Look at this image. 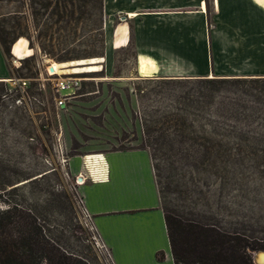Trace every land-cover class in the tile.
<instances>
[{"label": "rangeland", "instance_id": "obj_1", "mask_svg": "<svg viewBox=\"0 0 264 264\" xmlns=\"http://www.w3.org/2000/svg\"><path fill=\"white\" fill-rule=\"evenodd\" d=\"M23 1L0 0V14L18 10L31 19L40 6ZM100 15L91 0L77 27L81 40L72 51L92 54L75 59L104 55ZM95 26L102 37L92 34ZM30 29H35L31 21ZM12 45L7 54L2 51L0 208L7 199L30 209L62 251L87 264H108L84 223L78 176L69 172L68 161L144 148L150 152L162 209L245 235L254 245L248 249L253 264L252 253L264 249L263 79H133L134 51L128 46L114 49L99 71L78 73L81 87L57 106L46 70L51 62L74 59L58 60L62 51L42 52L37 46L16 57ZM18 79L26 81L23 88ZM196 144L201 153L209 151L198 160L185 150Z\"/></svg>", "mask_w": 264, "mask_h": 264}, {"label": "crops", "instance_id": "obj_2", "mask_svg": "<svg viewBox=\"0 0 264 264\" xmlns=\"http://www.w3.org/2000/svg\"><path fill=\"white\" fill-rule=\"evenodd\" d=\"M102 13V57L130 46L133 79L264 78V0H102ZM140 57L147 77L137 72ZM5 74L0 46V81ZM68 169L82 177V207L114 264H174L147 149L72 156Z\"/></svg>", "mask_w": 264, "mask_h": 264}, {"label": "trees", "instance_id": "obj_3", "mask_svg": "<svg viewBox=\"0 0 264 264\" xmlns=\"http://www.w3.org/2000/svg\"><path fill=\"white\" fill-rule=\"evenodd\" d=\"M24 4L23 0H18ZM40 9L29 19L18 10L0 14V46L4 54L9 52L12 43L19 37L28 40V46H37L40 51H62L55 58L69 60L91 55L88 52L77 54L73 44L81 39L76 31L83 22L86 5L91 0H33ZM102 16V0H95ZM24 7V6H23ZM50 11V14L46 12ZM76 12L78 14H76ZM30 21L34 31L30 29ZM96 21H100L99 18ZM40 28V29H39ZM42 28V29H41ZM74 29L71 33H58L59 30ZM94 36L103 35L100 26L92 28ZM71 46V47H70ZM264 78H210L208 80L258 81ZM197 145V144H196ZM202 146V145H201ZM190 157L198 160L208 154L201 153L197 146H188ZM40 176H43L40 175ZM5 188H2L4 190ZM4 191L2 192V194ZM1 198V193H0ZM0 208V264H87L84 259L62 251L30 209L18 204ZM170 250L174 264H252L248 253L254 245L243 234L229 233L213 223L186 218L168 209H163ZM164 253L156 252L162 260Z\"/></svg>", "mask_w": 264, "mask_h": 264}, {"label": "built area", "instance_id": "obj_4", "mask_svg": "<svg viewBox=\"0 0 264 264\" xmlns=\"http://www.w3.org/2000/svg\"><path fill=\"white\" fill-rule=\"evenodd\" d=\"M47 74L52 77L53 80H51V86L52 91L54 93V99L57 106L65 105L66 100L70 99L74 96V93L77 89L81 87L82 84V77L79 76L77 73L72 74H57V73H50V70H46ZM17 85L20 88H23V86L26 85V81L24 79H18ZM21 99L23 97H20L17 102H21ZM82 214L84 217V223L88 227H91L93 233V238L96 242V245H98L100 252L103 256H105L108 264H114L109 250L104 244V242L101 240L100 236L98 235L92 221L90 218V215L86 212V210L82 207ZM96 233V234H95Z\"/></svg>", "mask_w": 264, "mask_h": 264}, {"label": "bare ground", "instance_id": "obj_5", "mask_svg": "<svg viewBox=\"0 0 264 264\" xmlns=\"http://www.w3.org/2000/svg\"><path fill=\"white\" fill-rule=\"evenodd\" d=\"M120 43H122V42H120L119 40H115L113 45L118 46V45H120ZM25 51L26 52L29 51L28 43L25 39L19 38L12 45L11 52L16 57H21ZM103 61H104L103 57H89V58H81V59L71 60V61L51 62V66L53 67V70H51L50 73H57V74L77 73L78 74V73H82V72H96L102 68L100 63H102ZM138 63H139L138 73L140 75H147L150 71L149 62L147 60H145L144 58L140 57L138 60ZM91 156H89L88 158H90ZM94 157H96V156H94ZM100 157H101V155H100ZM90 160L92 161V159H90ZM86 162L88 163V161H86ZM92 164L94 165V162H92ZM90 166H92V165L90 164ZM78 177H77L78 183H80V181L82 180V177L81 176H78ZM258 250H264V249H258ZM258 250H255L254 252H256ZM253 257H254V253H252V259H253Z\"/></svg>", "mask_w": 264, "mask_h": 264}, {"label": "water", "instance_id": "obj_6", "mask_svg": "<svg viewBox=\"0 0 264 264\" xmlns=\"http://www.w3.org/2000/svg\"><path fill=\"white\" fill-rule=\"evenodd\" d=\"M74 60H77V59H74ZM69 61H71V60H69ZM49 70L50 71L53 70V67L50 66ZM253 253H254V257L252 260H253L254 264H264V250H258V251L253 252Z\"/></svg>", "mask_w": 264, "mask_h": 264}]
</instances>
